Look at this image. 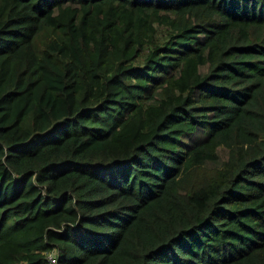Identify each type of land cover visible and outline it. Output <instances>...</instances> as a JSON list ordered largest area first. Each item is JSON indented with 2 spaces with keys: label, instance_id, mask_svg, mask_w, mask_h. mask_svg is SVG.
<instances>
[{
  "label": "trees",
  "instance_id": "16d2710c",
  "mask_svg": "<svg viewBox=\"0 0 264 264\" xmlns=\"http://www.w3.org/2000/svg\"><path fill=\"white\" fill-rule=\"evenodd\" d=\"M0 264H264V0H0Z\"/></svg>",
  "mask_w": 264,
  "mask_h": 264
},
{
  "label": "rangeland",
  "instance_id": "374dc122",
  "mask_svg": "<svg viewBox=\"0 0 264 264\" xmlns=\"http://www.w3.org/2000/svg\"><path fill=\"white\" fill-rule=\"evenodd\" d=\"M218 150L220 152H222V148H219ZM220 157L221 158H225L226 157V154L220 153ZM210 168H211L210 165H204L203 167L197 169L194 173L197 174V177L199 178V177L204 176L203 173L208 172L210 170Z\"/></svg>",
  "mask_w": 264,
  "mask_h": 264
},
{
  "label": "built area",
  "instance_id": "2783aa9c",
  "mask_svg": "<svg viewBox=\"0 0 264 264\" xmlns=\"http://www.w3.org/2000/svg\"><path fill=\"white\" fill-rule=\"evenodd\" d=\"M53 260H54V259H53ZM53 260H52V261H53Z\"/></svg>",
  "mask_w": 264,
  "mask_h": 264
}]
</instances>
